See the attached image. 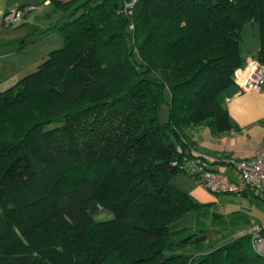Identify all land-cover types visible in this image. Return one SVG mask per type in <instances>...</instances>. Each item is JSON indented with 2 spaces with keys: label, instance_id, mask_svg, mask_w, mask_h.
Here are the masks:
<instances>
[{
  "label": "trees",
  "instance_id": "16d2710c",
  "mask_svg": "<svg viewBox=\"0 0 264 264\" xmlns=\"http://www.w3.org/2000/svg\"><path fill=\"white\" fill-rule=\"evenodd\" d=\"M50 2L63 45L0 91V264H264L249 233L170 226L208 206L171 179L202 154L187 127L238 129L223 92L243 22L264 64V0Z\"/></svg>",
  "mask_w": 264,
  "mask_h": 264
},
{
  "label": "crops",
  "instance_id": "0c3cea01",
  "mask_svg": "<svg viewBox=\"0 0 264 264\" xmlns=\"http://www.w3.org/2000/svg\"><path fill=\"white\" fill-rule=\"evenodd\" d=\"M52 3L50 0H0V10L7 11L15 9L24 5H31L33 9L26 12L15 26L0 30V46L19 39L18 34L22 33L21 29L27 27L29 31L36 30L37 32L46 27V19L40 18L37 24L31 22V18L38 16L36 13L30 16L31 12L40 8L46 9ZM48 16V13H46ZM60 20V18L58 19ZM57 20V21H58ZM51 25H48L50 27ZM27 31V30H25ZM27 31V33H29ZM23 41V39H22ZM24 45V44H23ZM22 45V47H23ZM259 41L254 52L243 53L240 48V53L245 63L250 58H256ZM22 53L21 51L18 52ZM8 54L2 52L0 55V91L16 81L22 70L11 69L9 65L11 62L5 60ZM262 72H264V64H262ZM224 106L227 109L229 118L232 123L237 125V128H232L224 133L215 135L207 126L204 130L199 129L193 137L195 152L205 154H229L237 158L250 156L257 146L264 141V87L261 90L247 89L241 90L237 84H232L224 92ZM213 167L223 171L224 173L232 176V169L223 163H214ZM203 186L195 187L192 192H189L193 199L197 192L202 198L195 199L198 202L208 204L205 209L196 211L201 212L209 208H214L217 204L226 206L228 217L222 219L223 223L220 225H213L212 229L223 230L231 229L238 235L243 231L249 229L254 224H259L264 228V192H250V193H217L211 194L206 192ZM208 191V190H207ZM242 210L246 211L244 217L229 216L231 213H240ZM195 213V212H194ZM208 228L204 225L195 226L194 232L206 231ZM212 231V232H213Z\"/></svg>",
  "mask_w": 264,
  "mask_h": 264
},
{
  "label": "rangeland",
  "instance_id": "374dc122",
  "mask_svg": "<svg viewBox=\"0 0 264 264\" xmlns=\"http://www.w3.org/2000/svg\"><path fill=\"white\" fill-rule=\"evenodd\" d=\"M33 7V6H32ZM36 13L38 16L35 18H31V22H36L37 24H42L38 22L40 18H47L46 19V27L45 29H41L40 31H29L27 27H24L21 29L20 34H18L19 39H15V41H10L9 43L0 46V55L2 52H6L8 55L6 56L5 60L10 61L11 63L9 65L11 69L15 70H22L21 75H24L36 68V66L41 62L48 53L55 48H59L63 45L62 38L59 34V32L55 30H50V28H47L48 25H53L57 22V20L62 18V16L65 14L64 10L55 9L53 5L51 4L46 9H38L33 12H31L30 16H33V14ZM46 13H48V16H46ZM26 14V13H25ZM23 19V17L21 18ZM21 21V20H20ZM19 21V22H20ZM29 33H27V31ZM23 39V41H22ZM24 44V45H23ZM258 44V24L257 22H243L242 28H241V36H240V48L242 52L250 53L254 52ZM23 45V47H22ZM22 53H18V52ZM161 119L167 117V107L164 105L161 109ZM201 126H189L185 129V132L189 135L190 139L193 140V137L199 131ZM201 129L204 130V127H201ZM195 141V140H193ZM196 142V141H195ZM196 144V143H195ZM195 147V146H194ZM205 154V153H203ZM209 156H218V155H229V154H205ZM172 184H174L176 187L181 188L182 190L186 192H192L195 187H201L202 185L198 183L193 177H191L187 172L183 170H179L177 173H175L171 179ZM203 191L205 190L202 188ZM208 193L211 194H217L215 192H210L205 190ZM190 194V193H189ZM198 200L199 198H202L201 195L197 192L194 195ZM195 198V199H196ZM227 211L226 206H220L217 204L214 208H209L205 211L199 212H191L183 216L182 218L176 220L173 222L170 226L171 228H180V227H188L186 233L194 232L195 226L204 225L206 228H208L206 233H210L213 231L212 227L213 225H220L223 223L222 219L225 217H228V213H225ZM244 210H242L240 213H231L229 216L233 215L236 217H244L245 215ZM243 213V214H242ZM112 214L105 210L101 211L98 214H96V218H107L110 217ZM214 233H210L209 236ZM217 238L218 236L213 235L212 238ZM251 240V238H250ZM204 248V247H203ZM206 249V247L204 248Z\"/></svg>",
  "mask_w": 264,
  "mask_h": 264
},
{
  "label": "built area",
  "instance_id": "2783aa9c",
  "mask_svg": "<svg viewBox=\"0 0 264 264\" xmlns=\"http://www.w3.org/2000/svg\"><path fill=\"white\" fill-rule=\"evenodd\" d=\"M31 9V5H24L7 11L0 10V30L15 26ZM233 80L241 90H261L264 87L262 63L256 58L248 59L234 71ZM214 163L228 165L232 169V176L211 168ZM183 168L210 192H264V141H261L250 156L237 158L233 155L209 156L202 153L190 159ZM242 233L250 234L253 250L264 256V228L254 224Z\"/></svg>",
  "mask_w": 264,
  "mask_h": 264
}]
</instances>
